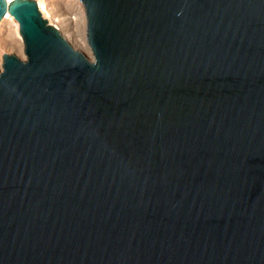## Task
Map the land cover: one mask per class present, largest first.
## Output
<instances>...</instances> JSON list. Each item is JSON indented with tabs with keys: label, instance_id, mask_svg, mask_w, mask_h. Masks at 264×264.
I'll return each instance as SVG.
<instances>
[{
	"label": "water",
	"instance_id": "obj_1",
	"mask_svg": "<svg viewBox=\"0 0 264 264\" xmlns=\"http://www.w3.org/2000/svg\"><path fill=\"white\" fill-rule=\"evenodd\" d=\"M79 2L0 0V264H264V0Z\"/></svg>",
	"mask_w": 264,
	"mask_h": 264
},
{
	"label": "rangeland",
	"instance_id": "obj_2",
	"mask_svg": "<svg viewBox=\"0 0 264 264\" xmlns=\"http://www.w3.org/2000/svg\"><path fill=\"white\" fill-rule=\"evenodd\" d=\"M50 2L51 3H53V8H52V10L53 9H56L58 12H60V13H64V15H61V16H63V17H69L70 15V11L72 10V3L70 4L69 2H68V0H50ZM78 2H79V0H78ZM40 10V9H39ZM49 10V9H48ZM52 10H49L47 13L48 14H50L51 13V11ZM41 11V10H40ZM41 13H42V11H41ZM44 16V15H43ZM51 16V15H50ZM11 18V17H10ZM49 18V16L47 17V19ZM12 19V18H11ZM50 19V18H49ZM48 19V20H49ZM13 20V19H12ZM12 20H9V21H7V22H3V23H1L0 22V51H2L1 53L3 54V53H7V54H14L15 56H17L18 58H20V59H24V54H23V51H22V47L20 48V46L18 45L19 44V41L18 40H20V41H22V39H21V37L19 36V34H18V32L16 31L17 30V28H16V30L15 29H13L14 28V26H12L11 24H10V22H12ZM14 21V20H13ZM15 22V21H14ZM50 22V21H49ZM16 23V22H15ZM51 24H56L54 21H52L51 22ZM11 25V26H10ZM17 25V24H16ZM56 26L59 28V30L60 31H62L63 33H60L65 39H66V41L74 48V49H76L77 51H79L80 53H82L85 57H87V58H90L91 57V55H90V50H89V47H88V45H87V43H86V40H85V36H84V32H82V31H85L84 30V27L85 26H79V27H77L78 28V30H76L77 32V34H78V36L77 37H79L80 38V36H83V44L82 45H80L79 44V42L76 40V36H74V35H70L68 32H66V31H64V30H62V28H60V26H58L57 24H56ZM11 27V28H10ZM17 27V26H16ZM79 28H83L81 31L79 30ZM6 29L7 30H10L11 32H9V31H7L6 32ZM14 30H15V32H14ZM8 32H9V34H8ZM17 32V33H16ZM7 35V36H6ZM16 36V37H15ZM18 37V39H16ZM5 38V39H4ZM82 38V37H81ZM14 41L15 43H17V46L19 47V48H17V52L15 51L16 50V48H15V46H12V44H11V42L10 41ZM15 49H14V48ZM19 49V50H18ZM20 51V52H19ZM1 54V55H2ZM1 55H0V57H1Z\"/></svg>",
	"mask_w": 264,
	"mask_h": 264
},
{
	"label": "bare ground",
	"instance_id": "obj_3",
	"mask_svg": "<svg viewBox=\"0 0 264 264\" xmlns=\"http://www.w3.org/2000/svg\"><path fill=\"white\" fill-rule=\"evenodd\" d=\"M35 1V3H36V6H37V8H38V10L40 9L41 11H42V13H41V11L39 10V12H40V14H41V16L47 21V23L48 24H51V22L52 21H54L58 26H60V28H62V30H64V31H66V32H68L70 35L72 34V35H74V36H76V40L79 42V44L80 45H82L83 44V36H80V38L79 37H77L78 36V34L76 33L77 31L76 30H78V28L77 27H79V26H85V19H84V12H83V7H82V5H81V3L80 2H78V0H68V2L71 4L72 3V10L70 11V16L67 18V17H63V16H61V15H64V13H60V12H58L56 9H53L52 10V6H53V3H51L50 2V0H34ZM52 10L51 11V13L50 14H48L47 12L49 11V10ZM44 15V16H43ZM51 15V16H50ZM49 16V20L47 19V17ZM11 16L9 15V14H5L1 19H0V22L1 23H3V22H7V21H9V20H12L11 18H10ZM50 21V22H49ZM10 24L12 25V26H14V28L13 29H15L16 30V24L17 23H15L13 20H12V22H10ZM56 24L54 25V24H51L52 26H54L55 28H57V30L60 32V33H63L62 31H60L59 30V28L56 26ZM10 25V26H11ZM11 28V27H10ZM81 28H79V30H80ZM83 29V28H82ZM81 29V30H82ZM15 30H14V32H15ZM80 30V31H81ZM7 31H9V32H11L10 30H7L6 29V32ZM17 31V30H16ZM9 32H8V34H9ZM82 32H84V31H82ZM17 33V32H16ZM7 36V35H6ZM16 37V36H15ZM82 37V38H81ZM5 39V38H4ZM16 39H18V37L16 38ZM19 41V46H20V48L22 47V41H20V40H18ZM11 42V44H12V46H15V48H16V52H17V48H19L18 46H17V43H15L14 41H10ZM14 48V47H13ZM14 48V49H15ZM19 50V49H18ZM2 51H0V55L2 54L1 53ZM20 52V51H19Z\"/></svg>",
	"mask_w": 264,
	"mask_h": 264
}]
</instances>
